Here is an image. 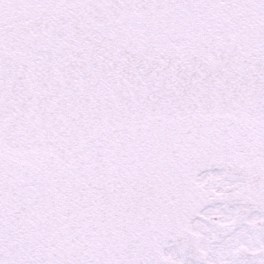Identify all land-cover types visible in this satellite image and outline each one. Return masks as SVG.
<instances>
[{
    "label": "snow or ice",
    "instance_id": "obj_1",
    "mask_svg": "<svg viewBox=\"0 0 264 264\" xmlns=\"http://www.w3.org/2000/svg\"><path fill=\"white\" fill-rule=\"evenodd\" d=\"M0 264H264V0H0Z\"/></svg>",
    "mask_w": 264,
    "mask_h": 264
}]
</instances>
